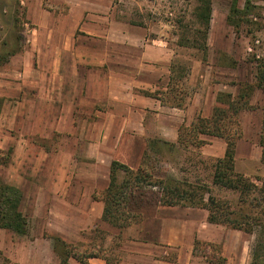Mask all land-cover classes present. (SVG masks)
I'll use <instances>...</instances> for the list:
<instances>
[{
    "label": "rangeland",
    "instance_id": "374dc122",
    "mask_svg": "<svg viewBox=\"0 0 264 264\" xmlns=\"http://www.w3.org/2000/svg\"><path fill=\"white\" fill-rule=\"evenodd\" d=\"M14 1H19L18 11L22 16L20 25L11 29L5 26V21L17 10ZM245 3L246 0L236 1V13H230L232 0H218L212 5L213 20L205 56L195 49L179 46L178 37L185 30L190 32L193 29L191 0H0V57L4 41L12 43L14 36L21 39V50L8 63L1 64L0 58V183L23 192L20 210L28 220L26 236H16L0 229V253L10 264H58L50 237H59L77 247L83 246L82 249L100 247L103 249L102 255L121 259L127 257L128 253L139 251L140 247L132 244L133 241L148 242L158 246L155 250L157 258L175 260L177 248L164 243L168 223L164 220L163 210L159 208V194L155 189L148 188L135 194L130 210L133 214L140 213L142 218L120 235L117 230L101 222L99 210L92 199L93 189L102 191L96 190L102 186L101 178L90 179L85 170L92 171V163L87 161V164L81 159L74 168L59 172L62 159L57 160L51 152H55L60 139L49 129L46 137L31 135L38 122L44 125L46 119L33 110L37 105L34 88H25L23 83L26 81L32 85L35 78H39L36 72L39 66H42L44 77L49 79L50 62L58 59L72 62L73 59L82 58L95 62L110 61L99 69L100 84L103 80L107 82L112 74L104 69L114 68L116 62L124 65L128 61V51L115 46L121 43L118 30L142 28L147 32L146 39L163 35L173 51L171 66L175 70L174 76L177 77L180 72L185 78L182 85L175 82L171 88H181L185 93L182 107H187L188 96L198 91L204 102H208L210 110L211 97L215 99L217 93L235 94L237 87L232 85L253 82V60L264 58V0H248L246 7ZM228 15L236 27L226 23L224 17ZM105 30L107 34L103 37L101 34ZM72 46L75 47L73 50ZM140 49L137 48L136 54ZM233 63L234 67L231 66ZM78 65L81 66L80 63ZM88 67L91 71L98 69L95 63ZM71 69L73 66L67 72L70 73ZM69 73L68 76H71ZM93 78L91 75L90 81ZM153 93L162 97L166 90L160 87ZM170 98L167 105L173 102ZM263 101L264 95L255 90L250 101L254 110L239 115L242 137L237 142L238 155L235 160V172L258 186L264 180L259 146ZM215 106L214 100L212 108ZM47 108L48 105L42 110L43 114L49 111ZM182 125L189 126L185 123ZM146 127L143 140L138 142L139 137L134 134L131 143H146L151 161L149 165L155 168V178L186 179L189 182L198 178L213 195L229 202L232 210L239 209L237 193L211 185L217 150L221 145L225 147L222 140L204 138V146L213 143L215 148L211 152L214 157L202 155L196 148H178L170 152L169 145L163 143H177V139L170 141L169 131H158L157 121L152 115L147 117ZM21 138H26V143H17ZM74 143L75 139L63 149L71 150ZM68 164L64 168L67 169ZM76 175L82 176L83 181ZM74 183L82 184L83 188L71 187ZM253 197L251 195L247 199L249 205L242 206L244 214L258 216L264 221V203L258 206ZM177 212L171 210L164 213L167 217H177ZM225 229L227 237L221 244L195 242L193 255L199 264L251 263L259 230L245 234Z\"/></svg>",
    "mask_w": 264,
    "mask_h": 264
},
{
    "label": "crops",
    "instance_id": "0c3cea01",
    "mask_svg": "<svg viewBox=\"0 0 264 264\" xmlns=\"http://www.w3.org/2000/svg\"><path fill=\"white\" fill-rule=\"evenodd\" d=\"M216 1L218 0H211L212 5ZM226 18L224 17L225 21ZM212 20L213 18L211 22ZM118 31L121 43L115 46L123 47L128 51V61L124 65L120 61H114L117 63L114 64V68L104 69L112 74L108 76L109 81L104 82L103 80L100 84L99 69H103L110 61L95 62L82 58L73 59L72 62L60 59L50 62L49 79L44 77L42 66H39V70L36 71L39 78H35L32 85L26 81L23 83L25 88L28 86L34 88L37 105L33 110L46 119L44 125L38 122L31 131V135L46 137L45 133L48 129L52 134L55 133L60 141L55 152L51 154L57 160L62 159L63 163L59 165V172L62 169L66 171L74 168L78 159L85 160L87 164L89 161L94 169L85 170V174L90 176V179L100 177L102 186L96 190L101 189L102 191L108 185L109 167L112 161H117L134 170L138 168L146 149V143H131L135 138L132 135L139 137L138 142L140 139L143 140L147 130V117L151 115L155 117L158 131H169L168 140L175 141L179 126L183 123L190 125L198 116L208 118L215 100L211 97V109L209 110L208 102H204L202 94L197 91L188 96L187 107L179 108L167 104L163 106L158 99L142 95V92L138 90H145L149 93L155 92L160 87L167 90L171 76L173 51L168 47L163 35L146 39L147 32L142 28L128 27ZM106 34L107 30L101 35L105 37ZM139 47L141 48L139 54H136ZM74 48L72 46V50ZM100 48L104 49L103 46ZM81 50L84 51V49ZM79 63L81 66L78 65ZM94 63L98 69L91 71L88 66ZM70 65L73 69L69 73L67 69L72 68ZM68 73L71 76H68ZM91 75L94 76L95 81H90ZM47 105L49 111L43 114L42 110ZM74 139L75 143L71 150L63 149ZM17 143H26V138L19 139ZM214 148L213 143H209L201 147L199 151L202 155L214 157L211 152ZM224 149L223 145L219 147L217 158L223 157ZM237 155L238 144L235 160ZM67 162L70 165L68 164L66 169L64 165H67ZM76 176L83 181L82 176ZM70 178H72V173ZM69 184V182L66 183L67 186ZM71 187L81 189L83 185L74 183ZM95 192L98 191L93 189L92 195ZM94 203L101 218L103 204L99 201H94ZM159 208L163 210L161 212L164 214V220L168 223L164 243L177 248L175 264H199L193 255L196 241L221 244L227 237L225 227L207 222L205 210L160 205ZM171 210H178V215H175L177 217L165 216ZM132 244L140 247L141 250L128 253L127 257L121 259L118 264H173L157 258L155 250L158 246L156 244L137 241H133ZM71 264L77 263L71 261ZM87 264L107 263L101 259H90Z\"/></svg>",
    "mask_w": 264,
    "mask_h": 264
},
{
    "label": "trees",
    "instance_id": "16d2710c",
    "mask_svg": "<svg viewBox=\"0 0 264 264\" xmlns=\"http://www.w3.org/2000/svg\"><path fill=\"white\" fill-rule=\"evenodd\" d=\"M193 2L192 18L193 29L184 31L179 36V46L195 49L206 56L207 38L212 19L211 0H191ZM236 1L232 0L230 13H236ZM248 0H246L245 7ZM17 6L15 14L10 16L5 26L11 29L19 26L22 14L19 10V1H14ZM13 13V11H12ZM226 23L234 26L231 16L228 15ZM236 27V26H234ZM21 39L14 36V42L2 43L1 64L8 63L9 59L21 50ZM253 82L237 83L235 94L219 92L215 96L216 106L212 109L208 118L196 117L189 125H181L177 132V143H163L169 145L168 150L175 152L176 149H200L206 143L204 138L220 139L225 144L222 158H217L213 164L211 185L218 189H224L238 194L239 209H231V204L215 195L206 184H201L198 178L189 182L186 179H158L154 176L155 168L150 166L149 154L145 149L141 162L136 170L112 161L109 167V181L107 187L93 193L92 199L103 204L101 222L117 230L119 235L132 223L141 220L140 213L133 214L130 205L135 194H140L145 189H155L158 194V204L163 207H181L201 209L207 212V222L219 225L245 234H253L258 229V238L252 250L250 264H264V221L258 216L244 214L243 205H247V199L253 195V200L258 206L264 203V180L261 185H255L243 175L235 172L236 144L242 137V129L239 115L244 111L254 110L250 101L255 92L259 90L264 95V58L254 59ZM235 66V63L231 65ZM171 76L166 93L157 97L154 93L142 92V95L158 99L164 106L167 100L173 99L169 105L182 107L183 90L172 89V83H181L184 75L179 72L174 76V67L170 68ZM178 87V85H177ZM179 88V87H178ZM174 94V96L172 95ZM262 123L259 146L261 148L260 162L264 164V101L261 106ZM147 151V152H146ZM23 201V192L14 186L0 183V229L8 231L16 236H26L28 232V220L20 210ZM249 205V204H248ZM118 235V236H119ZM52 250L58 260V264H87L90 259H101L107 264H118L120 257L110 258L102 255L103 249L98 247L85 248L83 246L67 243L59 237H50ZM2 264H10L8 259L0 253ZM175 264V261H170Z\"/></svg>",
    "mask_w": 264,
    "mask_h": 264
}]
</instances>
